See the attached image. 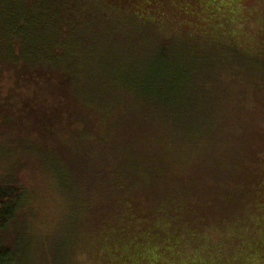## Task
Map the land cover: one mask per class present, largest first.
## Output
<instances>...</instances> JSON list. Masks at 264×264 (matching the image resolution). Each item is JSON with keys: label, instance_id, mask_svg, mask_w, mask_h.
I'll use <instances>...</instances> for the list:
<instances>
[{"label": "trees", "instance_id": "16d2710c", "mask_svg": "<svg viewBox=\"0 0 264 264\" xmlns=\"http://www.w3.org/2000/svg\"><path fill=\"white\" fill-rule=\"evenodd\" d=\"M218 1L0 0V153L17 156L0 171V264L30 261L20 224L41 181L70 205L69 257L84 223L110 248L143 225L231 259L203 225L264 214V13L243 48L201 19Z\"/></svg>", "mask_w": 264, "mask_h": 264}, {"label": "rangeland", "instance_id": "374dc122", "mask_svg": "<svg viewBox=\"0 0 264 264\" xmlns=\"http://www.w3.org/2000/svg\"><path fill=\"white\" fill-rule=\"evenodd\" d=\"M218 3L211 17H209L210 14H204L206 10H202L201 19L205 20L207 27L216 25L214 26L215 31L219 32L214 31V34L229 36L243 48L252 49L255 46L252 45L254 32L259 27L258 21L264 13V0H219ZM5 142L0 137V150L3 149ZM6 153L4 155L0 153V171L3 172H8L11 167L9 165L17 158L14 152L9 156ZM18 179L30 186L32 184V177L28 174L27 180L21 176ZM41 182L38 183L33 196L34 202L29 206V211L23 217L24 219H21L20 224V228L23 227L31 234L24 238L25 241L26 239L31 240L29 250L25 249L30 255L28 264H109V259L112 258L114 260L112 264H264V214L256 215L255 212H251V215L245 212L244 216L234 219L235 222L229 221L233 218L229 219V222L228 218L207 219L203 225L214 242L216 238L229 235V238L223 239L226 244L223 250L229 248L230 253L233 254L228 262L222 261L219 255H208L205 247L199 248L198 252L193 249L186 251L183 250L182 245L179 249L175 243L170 244L165 242L166 240L156 244L155 239L138 237L136 230L142 231L143 225L134 227L136 230L128 231L121 242L116 240L110 248L100 236L88 237L90 233L86 234L84 231L91 232V230H87L84 223V228L79 224H74L76 228L73 232L74 237L78 238L83 231L82 240L79 242L80 248L76 255L69 257L70 253L65 252V248L68 247L65 239L66 236L69 238L72 232H69L64 222L72 224L71 219L67 218L70 205L66 206L65 200L62 201L63 197L54 192L49 185L41 186ZM44 182L47 184V179H44ZM225 222L231 225L226 228ZM239 222L240 229L236 232V225ZM252 225L260 226L261 234ZM64 228H66V233H64ZM231 236L236 239L230 238ZM26 244L28 246L27 242ZM108 254L112 258H109Z\"/></svg>", "mask_w": 264, "mask_h": 264}]
</instances>
